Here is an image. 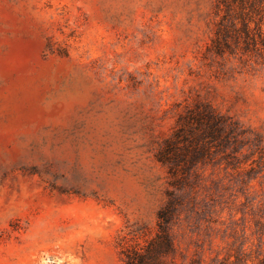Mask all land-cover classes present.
Returning <instances> with one entry per match:
<instances>
[{
    "label": "rangeland",
    "instance_id": "374dc122",
    "mask_svg": "<svg viewBox=\"0 0 264 264\" xmlns=\"http://www.w3.org/2000/svg\"><path fill=\"white\" fill-rule=\"evenodd\" d=\"M219 5L0 0V264H125L172 197L161 264H264V55Z\"/></svg>",
    "mask_w": 264,
    "mask_h": 264
},
{
    "label": "trees",
    "instance_id": "16d2710c",
    "mask_svg": "<svg viewBox=\"0 0 264 264\" xmlns=\"http://www.w3.org/2000/svg\"><path fill=\"white\" fill-rule=\"evenodd\" d=\"M237 2L239 3V9L235 13V11L233 12V4ZM246 4L250 5L249 9H247ZM221 5L226 8V15L223 21L226 20L227 22L223 23H227V25L230 26L222 28L224 26L223 23L218 25L216 29V39L214 41L218 48H220L222 44L228 46V28L231 27L234 33H236L239 22V24L241 23L239 31L240 34L242 33L243 35H239L238 37L237 33L235 38L237 36L238 40L240 38L242 39L244 43L243 51L245 53L256 51L264 55V0L261 2H257V0H220L219 7H221ZM253 14L257 17V20ZM251 23H255L254 29L251 27ZM195 121L200 128H202L203 125H205V127L207 126L210 137L216 141L221 140L222 133L227 126L223 118L214 116V114L210 112L206 114L198 112ZM188 124L189 122L184 123L182 129H180L176 135V140H180L183 136L187 135L186 128ZM227 127H229L230 131L229 139L235 138L236 125L230 124ZM168 147L170 151L160 157L159 161L164 165L171 166L172 176L175 181L183 183L185 179L178 176L179 171L177 169V165L181 160L180 155H178L177 151L172 149L170 145ZM190 163L192 165L196 164L195 161H190ZM172 198L166 202L158 213L159 222L156 235L146 240L145 244L141 247L129 245L123 251L125 255V264H161V258L169 257L174 252L175 246L169 234V226L175 215L178 201Z\"/></svg>",
    "mask_w": 264,
    "mask_h": 264
}]
</instances>
